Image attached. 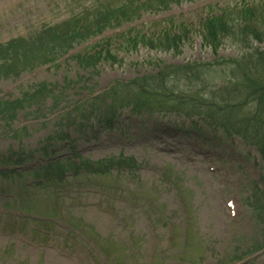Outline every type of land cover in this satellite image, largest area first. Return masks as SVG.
I'll return each mask as SVG.
<instances>
[{"label":"rangeland","instance_id":"obj_1","mask_svg":"<svg viewBox=\"0 0 264 264\" xmlns=\"http://www.w3.org/2000/svg\"><path fill=\"white\" fill-rule=\"evenodd\" d=\"M135 1L0 0V45L34 37L83 12L90 20L96 6L103 10ZM255 1L261 0L251 3ZM237 2L188 0L163 12L144 8L142 17L132 23L141 31H155L170 16L189 24V41L178 54L143 46L133 50L120 37L113 59L101 61L96 56L100 61L88 73L65 57L56 67L39 65L0 82V98L16 99L40 82L55 85L57 92L67 74L75 80L56 96L57 102L50 97L29 105L31 109L20 112L8 125L0 118V166L21 154L26 167L37 168L51 156L43 153L49 147L63 162L66 176L44 178V186L31 173L0 176V264H91L94 253L101 255L98 244L108 255L106 264H152L157 259L164 260L163 264H233V253L240 245L248 246L245 254L252 256L245 264H264V158L256 144L264 138V96L248 93L247 78L239 70L250 60L251 78L264 83V41L250 40L242 46L225 40L214 54L201 33L208 5ZM129 25L114 30L123 32ZM114 34L109 30L78 43L73 53L94 52L90 51L93 44ZM260 53L263 57L255 64V55ZM188 65H195L190 76L171 73L172 67ZM163 70L169 72L167 81L155 77ZM82 72L88 75L83 83L75 79ZM144 76L150 77V91L168 88V92L186 95L181 97L221 106L224 102L218 96H225L236 108L216 121L195 114L191 103L182 102L179 109L167 111L154 96L151 105L158 110L152 106L150 114H137L136 97L130 95L137 84L132 81ZM116 84L117 96L105 93ZM178 97L168 96L163 103L176 108ZM109 106L115 109L113 128L105 125ZM234 121L248 128V140L236 135L235 129H227L225 123ZM62 134L73 138L72 142L59 139ZM120 156L133 158L138 167L95 172L99 162H121ZM255 184L258 200L248 204ZM230 196L236 197V219L230 217L226 205ZM26 209L39 217L48 213L51 221L35 223L26 214L19 215ZM41 226L50 232L47 236L36 231Z\"/></svg>","mask_w":264,"mask_h":264},{"label":"trees","instance_id":"obj_2","mask_svg":"<svg viewBox=\"0 0 264 264\" xmlns=\"http://www.w3.org/2000/svg\"><path fill=\"white\" fill-rule=\"evenodd\" d=\"M203 38L204 41L208 46H210L214 52H217L220 47L224 44V40L231 39L236 44L244 46L246 42L253 40L256 42H262L264 41V1H261L257 4H254L253 6L250 5H241V6H229L224 9H221L217 13L210 14L206 20L203 22ZM188 33V27L187 25L183 23H177L174 20H170L168 24L164 28H160L157 31H154V34L152 36L147 35L146 33H137L136 36L130 37L132 34H128L129 46L132 48H136L137 45H142L145 47H148L150 49H158L160 51H174L178 52L181 49V45L183 44L186 36ZM78 39L84 40L87 35L79 33L75 34ZM75 38V37H73ZM67 36L66 41H70L71 39ZM71 46L70 43H66L62 45L61 50L65 48H69ZM15 46L12 47L14 49ZM97 51H94L92 54H85V55H78L76 56V61L84 67L85 63L87 66L95 65L97 64V61L99 57L96 58V56H100V54H104V56H100L102 60H106L111 58L112 59V42L106 41L105 43L101 45L95 46ZM38 49L41 52H44V49L42 47H38ZM8 48L0 47V52H7ZM47 54L49 53H43L45 56V59L48 58ZM254 55H250V58H252ZM259 56V57H258ZM262 54H257L256 58L254 60L256 63L261 59ZM49 61V60H48ZM82 63V64H81ZM253 64V62L251 63ZM243 69V76L244 78H247V81L244 80V84L246 85V88H248V93L251 92L254 94H257L260 92L261 94H258V96H264V83L261 84L258 80L257 82L249 76L251 73L245 71L246 68L242 67ZM150 93V92H149ZM149 93L145 90V88H142L141 90H137L134 94L130 93L131 96H135L136 99L134 100V105L137 113H141L144 111H150L152 109V106L155 108V104L151 105V98L153 96H149ZM48 95H54L52 90L49 88L47 84H40L38 85L33 92H28L23 95V97L19 100L15 101H0V113L5 117V113L8 115L9 119H13V117L16 115L18 110L25 107V105L33 106L35 103H41L46 96ZM56 96V95H54ZM220 101L225 103V97L219 96L218 97ZM215 100V99H214ZM115 101V100H114ZM192 107L195 108V114L198 115H208L209 117H212L214 120L219 121L221 115L225 114L228 115L232 110L225 108L226 104L224 106L217 105L215 103H208L205 100L201 99H191L190 100ZM188 105V106H189ZM191 111V110H189ZM110 116L108 118L112 119L115 115V109L110 107ZM205 117V116H204ZM110 123V120H109ZM228 130L235 129V133L241 135L245 140H248L247 136V127H243L240 123V121H234L232 123H225ZM247 125V124H246ZM65 135L62 134L60 139H64ZM264 138H259L258 143L260 147V152L262 157L264 158ZM106 163L98 164L100 172H107L108 166L105 165ZM119 166L121 164H127V166H134L135 163L133 160H124L121 162H117ZM53 166L52 169L56 168V173L59 174L62 173V165H58V163H54L50 165ZM89 166V164H87Z\"/></svg>","mask_w":264,"mask_h":264}]
</instances>
